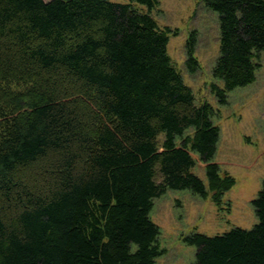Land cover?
Returning a JSON list of instances; mask_svg holds the SVG:
<instances>
[{
    "label": "trees",
    "instance_id": "1",
    "mask_svg": "<svg viewBox=\"0 0 264 264\" xmlns=\"http://www.w3.org/2000/svg\"><path fill=\"white\" fill-rule=\"evenodd\" d=\"M203 2L218 15L210 91L223 105L255 80L264 0ZM158 3L0 0V264H154L153 198L188 189L221 206L235 184L214 161L216 109L173 65ZM251 205L250 228L183 235L193 264H264V178Z\"/></svg>",
    "mask_w": 264,
    "mask_h": 264
},
{
    "label": "rangeland",
    "instance_id": "2",
    "mask_svg": "<svg viewBox=\"0 0 264 264\" xmlns=\"http://www.w3.org/2000/svg\"><path fill=\"white\" fill-rule=\"evenodd\" d=\"M151 15L159 26L176 31L169 36L168 54L195 101H208L216 109L213 120L220 137L214 161L235 178L221 206L210 196L202 198L188 189H169L153 198L150 218L159 227L157 242L163 249L154 264H193L195 247L183 241V235L193 231L212 235L233 227L250 228L256 222L251 200L264 178V52L256 59L255 80L229 91L227 103L220 105L210 91L211 83L221 85L211 72L218 55L217 13L203 0H159ZM192 30L197 36L194 56L198 66L191 73L185 66V42ZM193 156L192 170L205 179L204 164Z\"/></svg>",
    "mask_w": 264,
    "mask_h": 264
}]
</instances>
